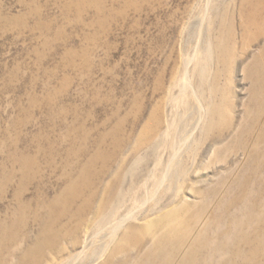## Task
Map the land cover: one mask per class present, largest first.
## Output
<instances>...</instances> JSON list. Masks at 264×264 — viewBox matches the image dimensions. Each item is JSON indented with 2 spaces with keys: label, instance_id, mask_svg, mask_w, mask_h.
<instances>
[{
  "label": "rangeland",
  "instance_id": "rangeland-1",
  "mask_svg": "<svg viewBox=\"0 0 264 264\" xmlns=\"http://www.w3.org/2000/svg\"><path fill=\"white\" fill-rule=\"evenodd\" d=\"M0 183V264H264V0H0Z\"/></svg>",
  "mask_w": 264,
  "mask_h": 264
},
{
  "label": "bare ground",
  "instance_id": "bare-ground-1",
  "mask_svg": "<svg viewBox=\"0 0 264 264\" xmlns=\"http://www.w3.org/2000/svg\"><path fill=\"white\" fill-rule=\"evenodd\" d=\"M190 62L191 61H189V63ZM185 78H187V77H185ZM217 112H218V109H216V113ZM207 122H208V124L206 125V128L209 127V124L210 125H214L216 123V120H214L212 118L211 121L208 120ZM100 157H101L100 156V151H98L97 154L94 155L89 162L84 164V166L81 168L80 172L78 173V177L76 179H75V177H73L72 179L67 180L65 185H64V187L62 188V190L60 192H58L52 199H50L49 201L45 202V208H46V210L48 212L55 214L58 208H61V207H64V206H66L67 208L62 210V211H60L61 214L66 212L67 210H70V208H68V207H70L73 203H75L78 198L82 197L83 194H84L85 187H87L88 185L91 184V181L87 180L88 172L91 171V170H94L93 169L94 161L97 160V159H100ZM172 160H173V158H172ZM4 169L5 168H3L2 173L4 172ZM7 176H8V174H7ZM2 182H5L8 186L12 184V181L10 182L8 180V177L5 180L1 181V183ZM14 197L15 198H20V194H19L18 191H16L14 193ZM18 207L21 208L22 205H19ZM130 218H131V215H125L119 221L114 223V225H113V233H116L117 231H119L120 228L122 226H124V224ZM6 227L10 228L7 222H5V221L0 219V242L1 243L3 242L2 233L6 229ZM13 228H14V226H13ZM147 229H148L147 227H138L137 225H134V224L130 225L129 230L124 235V241L121 242L118 245V250H120V251L121 250H127L128 247H131V244L133 242L137 241L138 236L142 232V230H147ZM80 255H79V257H80ZM99 258H100V256L98 258H96L95 260L91 261L90 263L83 262L81 264H94L97 260H99ZM78 260H76V261H78ZM73 264H75V263H73Z\"/></svg>",
  "mask_w": 264,
  "mask_h": 264
}]
</instances>
